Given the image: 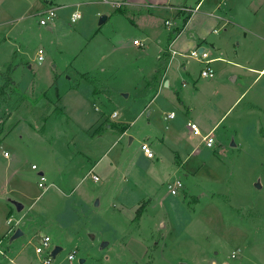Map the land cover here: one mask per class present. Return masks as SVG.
Here are the masks:
<instances>
[{
  "label": "rangeland",
  "instance_id": "obj_1",
  "mask_svg": "<svg viewBox=\"0 0 264 264\" xmlns=\"http://www.w3.org/2000/svg\"><path fill=\"white\" fill-rule=\"evenodd\" d=\"M121 1L0 0V234L22 232L1 251L42 264L35 247L48 236L62 249L51 264H264V71L254 83L241 75L250 61L264 68V0H207L179 36L172 11L127 14ZM56 6L66 7L40 26L37 14ZM199 48L214 60L212 79L191 57ZM218 121L210 149L183 127L205 135ZM122 123L130 144L117 140ZM182 130L184 165L171 163L173 142L162 145L165 161L138 155L151 134ZM175 180L183 187L172 196ZM12 202L24 209L7 227Z\"/></svg>",
  "mask_w": 264,
  "mask_h": 264
},
{
  "label": "crops",
  "instance_id": "obj_2",
  "mask_svg": "<svg viewBox=\"0 0 264 264\" xmlns=\"http://www.w3.org/2000/svg\"><path fill=\"white\" fill-rule=\"evenodd\" d=\"M206 1L207 0H199L197 2V4L195 5L194 8H192L191 6H187L186 4L174 5V3L171 2V0H122L121 3L125 6V8L122 9V10L125 11L123 13H126L127 12V14H129L128 11H133V10H138V9L145 8V9L148 10V15L149 16H152L151 10L152 11H158V10H161V11H172L174 13V16H176L177 13L180 12V10L182 8L191 9L192 10V15H191L190 19L188 20L187 24L185 25L184 29L181 31V32H183L186 28L192 26V22L195 20L196 14L199 13L200 8L205 4ZM83 2H77V3L80 4V3H83ZM56 7H66V6H56ZM215 7L216 8L217 7L219 8L220 6L217 3L215 5ZM129 9H131V10H129ZM202 14H205L206 17H209V18H213V19H217V20L222 21V19L220 17H218V16L216 17L213 13H202ZM230 17H231V15L229 13V15H227V17H226V19H225V21L223 23V26H226V23L228 22L227 19L230 18ZM164 21H170V19H165ZM169 24H170V26H165V27H168V28L171 27L173 25V22H171ZM48 31H51V30L48 29ZM181 32L178 34V36L181 34ZM214 32L215 33H218L216 31H214ZM251 34L252 33H249V36ZM247 36L248 35H246V33H245L244 38L246 39ZM135 39L136 38H134L133 40H135ZM201 40L204 41V42H207V40H205L204 38L201 39ZM175 41H176V39L173 40V42H171L169 44V53L171 55V58L169 60V63H170V61L172 59L171 52L174 51V52L177 53V51H175V50L172 49V46H173V44H174ZM199 42L197 44H199ZM210 44L212 45V43H210ZM199 49L201 50L202 48H199ZM219 59L220 58H215V60H219ZM213 62H214V60L212 61V63ZM247 63H248V66L245 68V72L241 73V75L244 78H249V77H252L253 75H255L256 77H254V80L252 82V83H254L255 81H257L259 79V77L261 76V74L264 71V68L263 69L262 68L261 69L255 68L254 67L255 64H254L253 61H250V62H247ZM168 65H167V67H168ZM235 65L237 67H240L239 64H235ZM165 73L166 72L164 71L161 74L162 76H161V78L159 80H161V81L162 80H166ZM154 78H155V75H154ZM237 80H238V75H236L233 78V81L234 82H236ZM166 83H167V85L166 84L165 85L168 87L169 84H168V82H166ZM238 99L239 98H236L233 104H235L238 101ZM180 104H183V106H185L184 105V102L181 101V100H180ZM170 113H174V112L173 111H170L169 114ZM111 117H113V116L111 115ZM186 123L184 124L183 127H184V130L187 131V129H186ZM218 124H219V121L218 122H215L213 124L212 128L207 133H209V132H213L214 133V131L217 130V128H218ZM127 126H128L127 124L122 123V124H119V126L117 127V128H119L121 130L123 129L122 130L123 132L122 133L120 132V134L118 135V138H117L118 141H121L123 138H126L127 136L129 138L130 132L128 131V127ZM184 130H182L181 132L175 131L174 134H172L171 132L168 131L167 135L166 134H151V136H148V137H146V139H144V140H142V141L139 142V147H140L141 143L148 144L149 147L151 148V150L153 151L155 158L154 159H147L143 155V153L141 152L140 148L138 149V155L141 154L140 156H142L144 159H147V160H155V161H159V160L163 161L164 160L165 161L166 159L162 155V151H161L162 145H164V144H170L169 142H173V150H171L172 152L170 153V155H171L170 156L171 157V163H176L177 164V161L178 160H181L182 161V159H183L181 165H184L186 163V159H187V156H186L185 152L188 151V149H189L188 148L189 147L188 146V143H186V141L184 139H181L182 138L181 136H183V134H185L184 133L185 132ZM187 134H190V133L187 131ZM128 140H129V144H130L134 139L133 138H129ZM231 146H233V143H232ZM140 156H138V158ZM156 166H157L156 163H152L151 165H149L147 167V170H146V173L152 179L154 178L152 176V171H153V169ZM149 167H150V169H149ZM119 171H121V170H119ZM176 172H177V170L173 171V175H175ZM123 173H124V171L122 172V176H124ZM43 176H44V174H43ZM51 186H53V185H51ZM13 207H14L13 205H7V209L4 211V216H5V220H6L5 221V224H6L7 227H9L10 224H11V220L10 219L15 215L14 212L19 213L18 211H16V209L14 210ZM13 233H14V228H7V229H5V231H4L3 234L2 233L0 234V247L2 246V244L4 242V240H2V239L10 237V235L13 234ZM0 264H32V260H30L26 256H24L22 254V252H20V251H11L10 252V249L8 248L6 250L4 249L3 251H1V249H0Z\"/></svg>",
  "mask_w": 264,
  "mask_h": 264
},
{
  "label": "built area",
  "instance_id": "obj_3",
  "mask_svg": "<svg viewBox=\"0 0 264 264\" xmlns=\"http://www.w3.org/2000/svg\"><path fill=\"white\" fill-rule=\"evenodd\" d=\"M115 6L117 8H120L121 6H123L122 3H116ZM60 9V7H49L46 9L41 10L38 14H37V19H38V24L42 27H47L50 24H52L54 22V20L56 19V11H58ZM180 11H191V9L188 8H182ZM81 19V13L79 11H74L73 13H71L70 15V22L71 23H76L78 20ZM167 26H170L169 23H166ZM132 44L134 46L137 47H141L142 46V42H140L139 40L135 39L133 40ZM172 55H176V52H171ZM191 57L199 62H203L204 63V69L201 70L200 72V76L203 78H208V79H212L214 77V70L212 69L211 63L212 60H209V55L208 53L204 50V49H197V50H193L191 52ZM44 59L43 57V51L39 50L37 52V60L39 62H42ZM113 117L116 116V113H114L112 115ZM174 118V113H170L169 115H167V119H173ZM186 129L187 131L196 137H201V140L203 141V143L205 144V146L207 148H212L213 144H214V135L213 132H209L206 133L205 135H202L201 131L199 130L198 126L193 123V122H187L186 123ZM140 150L143 153V155L147 158V159H154V153L151 150V148L149 147L148 144L146 143H141L140 145ZM5 157L8 156V153H5L4 155ZM32 170H37V167L35 165L31 166ZM92 180L93 181H98V177L93 175L92 176ZM46 179L43 175L39 176V182L37 183L38 187L41 189H44V191L46 190V183H45ZM182 183L178 180H175L172 183L167 184V188L168 191L170 193V195L172 196H176L178 190L182 189ZM51 240L48 236H43L40 240V244L38 246L35 247V254L41 257L42 260V264H51L52 263V259H54L51 254L52 251L54 250V248L51 246L50 244ZM74 252L70 255H68V260L72 261L74 259Z\"/></svg>",
  "mask_w": 264,
  "mask_h": 264
},
{
  "label": "water",
  "instance_id": "obj_4",
  "mask_svg": "<svg viewBox=\"0 0 264 264\" xmlns=\"http://www.w3.org/2000/svg\"><path fill=\"white\" fill-rule=\"evenodd\" d=\"M106 21V17L105 16H102L101 18H100V21H99V24H103L104 22ZM166 85H167V83H166ZM131 140V139H130ZM233 146H234V144H233ZM40 176L41 175H43V173H38ZM258 186V185H257ZM12 205L14 206V208L16 209V211H18V212H20L22 209H23V206L20 204V203H17V202H12ZM22 235V232L20 231V230H16L14 233H13V235L10 237V242H12L13 240H15V239H17V238H19L20 236ZM90 237H91V239H93L94 238V236L93 235H90ZM107 243L106 242H102L101 244H100V249H104L105 247H107ZM61 248L60 247H55L54 248V250L52 251V254H51V256L53 257V258H55V256L59 253V252H61ZM80 263L82 264L83 263V260H80Z\"/></svg>",
  "mask_w": 264,
  "mask_h": 264
},
{
  "label": "trees",
  "instance_id": "obj_5",
  "mask_svg": "<svg viewBox=\"0 0 264 264\" xmlns=\"http://www.w3.org/2000/svg\"><path fill=\"white\" fill-rule=\"evenodd\" d=\"M191 15H192V12L191 11H185V12L180 11V12H178L175 17H176L177 20H179L181 22L182 27L179 30V32H178V30H176L173 33L178 32V34H179L184 29V27L187 24L188 20L190 19ZM136 215H138V213Z\"/></svg>",
  "mask_w": 264,
  "mask_h": 264
}]
</instances>
